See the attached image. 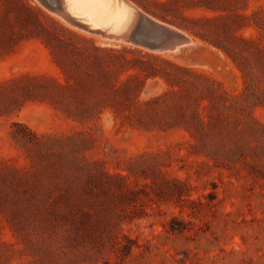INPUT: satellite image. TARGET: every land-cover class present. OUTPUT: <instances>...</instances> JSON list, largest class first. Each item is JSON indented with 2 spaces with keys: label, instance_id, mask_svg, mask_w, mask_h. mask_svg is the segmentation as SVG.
<instances>
[{
  "label": "rangeland",
  "instance_id": "rangeland-1",
  "mask_svg": "<svg viewBox=\"0 0 264 264\" xmlns=\"http://www.w3.org/2000/svg\"><path fill=\"white\" fill-rule=\"evenodd\" d=\"M130 1L193 27L152 15L190 43L151 51L82 29L42 0H0V196L25 201L17 216L0 206V264H264V0ZM93 44L204 74H184L198 85L184 89L193 126L164 115L140 126L111 108L70 116L59 63L74 67ZM209 85L227 106L202 99ZM169 87L149 78L142 99Z\"/></svg>",
  "mask_w": 264,
  "mask_h": 264
},
{
  "label": "trees",
  "instance_id": "trees-1",
  "mask_svg": "<svg viewBox=\"0 0 264 264\" xmlns=\"http://www.w3.org/2000/svg\"><path fill=\"white\" fill-rule=\"evenodd\" d=\"M198 2V6L213 9L211 0ZM193 5H196V3ZM25 7L28 11H32L29 6L25 5ZM145 9L152 15L184 30L196 32L193 27L178 21L174 17H169V13H161L153 9H148L147 7ZM210 20V17L205 16L197 20L194 19L193 21ZM220 46L226 51L229 50L225 45ZM127 50H131V48L125 46L122 49H117L93 44V49L81 53L83 55V61L73 62L74 67H65L61 62L59 63L66 76V84L59 83V87L63 91L69 89L74 101V103L66 102L67 113L74 118L83 119L104 108H111L123 120L131 124L136 123L140 126H145L155 116L164 115L170 119L168 123H180L184 124L187 128L192 127L194 121L188 118L184 106V98L186 97L184 89H188L187 85L195 87H198V85L194 78L185 77L184 74H190L194 77L206 76L172 60L163 58L159 54L143 53L142 49L135 48L134 51L156 59H161L170 68H159L153 64L149 65L143 59L128 58L125 53ZM234 60L236 61V59ZM238 66L242 71L246 88L254 89L253 83L250 81L253 79L251 78L249 70L242 63H238ZM156 76L165 78L170 87L159 96L142 99V94L146 91L148 79ZM205 89L208 91V94L202 99L209 98L212 105H215L216 102L220 103V100L224 97L211 85L206 86ZM221 102L227 106L224 99ZM262 102L264 103V99H262ZM255 104L257 105L258 103ZM190 115L196 120L195 126L198 130L197 132L203 135L204 132L199 114L195 110H191ZM237 150L239 152L243 151L241 144L237 145ZM5 172L0 173V177L3 179L7 178ZM24 203V199H11L10 196L4 194L0 196V206L5 208L12 207L11 210L14 216L20 214V208L23 207ZM28 203L34 204L37 209L41 208L35 201L30 200ZM68 204L70 208L77 206L71 200L68 201Z\"/></svg>",
  "mask_w": 264,
  "mask_h": 264
},
{
  "label": "water",
  "instance_id": "water-1",
  "mask_svg": "<svg viewBox=\"0 0 264 264\" xmlns=\"http://www.w3.org/2000/svg\"><path fill=\"white\" fill-rule=\"evenodd\" d=\"M42 1L51 8L57 10L68 21L82 29L110 39L132 43L151 51H174L190 41L183 31L142 11L130 0H120L121 3L123 2L130 7L128 17L121 25L116 27L111 25L97 28L83 22L78 17H73L66 7L62 6L60 3H56L54 0Z\"/></svg>",
  "mask_w": 264,
  "mask_h": 264
},
{
  "label": "bare ground",
  "instance_id": "bare-ground-1",
  "mask_svg": "<svg viewBox=\"0 0 264 264\" xmlns=\"http://www.w3.org/2000/svg\"><path fill=\"white\" fill-rule=\"evenodd\" d=\"M54 1L66 7L73 17H78L95 28L111 25L114 27L119 26L126 20L130 12V7L123 2L121 3L120 0Z\"/></svg>",
  "mask_w": 264,
  "mask_h": 264
}]
</instances>
